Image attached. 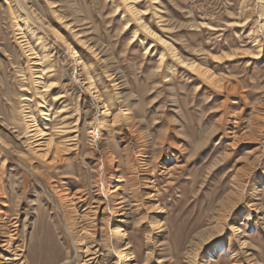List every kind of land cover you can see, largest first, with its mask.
<instances>
[{"label": "rangeland", "instance_id": "obj_1", "mask_svg": "<svg viewBox=\"0 0 264 264\" xmlns=\"http://www.w3.org/2000/svg\"><path fill=\"white\" fill-rule=\"evenodd\" d=\"M21 2L34 33L15 23L13 0H0V264L13 256L4 229L22 264H59L67 255V264H78L62 194L75 195L78 214L111 186L122 200L120 224L133 264H264V0H136L148 29L185 60L209 68L215 84L179 64L146 31L131 41L136 24L124 29L131 17L123 15L124 5L115 12L119 0ZM60 17L98 53L77 46L78 65L54 35L58 29L71 37ZM28 45L44 56L41 64L31 63ZM160 51L165 57L157 70ZM43 66L47 73H33ZM86 69L109 97L114 125L104 124L101 104L85 90ZM35 80L58 87L39 102L44 88L37 90ZM55 94L64 97L54 102ZM39 103L47 105L43 113ZM28 115L58 144L55 163L34 153ZM241 169L243 195L216 234L222 200ZM102 217L95 216L96 227ZM94 239L89 264H113L98 229Z\"/></svg>", "mask_w": 264, "mask_h": 264}, {"label": "bare ground", "instance_id": "obj_2", "mask_svg": "<svg viewBox=\"0 0 264 264\" xmlns=\"http://www.w3.org/2000/svg\"><path fill=\"white\" fill-rule=\"evenodd\" d=\"M135 3H136V0H119V2H116V10H115L116 13L120 12L122 10L121 7L124 5L126 9L123 11V15L125 16L127 13L130 15L131 18L125 17V20H126V23L124 25L125 30H126V28L131 26L133 24V22H134V24H136L134 31H133L134 33H133L131 41L137 36L139 31L143 32V30H144L147 32L148 36L154 37L158 41H160L159 43H161L165 47V49L167 51H169V53L172 54L173 58H175V60L177 62H179V64L193 70L194 72L199 74L202 78L209 81L210 83L215 84L218 82L216 80V78L214 77L213 72L209 68H207V67H205V66H203V65H201L195 61L185 60L183 57L178 55V53L175 51V48L172 46V44L169 43L168 40L164 39L163 37L158 35L153 30L148 29V27L146 26V24L142 20L141 10H139L137 8ZM50 4H51V2H50ZM10 7H11V10L14 14L15 23L17 24L19 22H22V25L23 26L25 25L27 28V31H29L28 34H30L31 32L34 33L33 27H31L30 26L31 24L28 23L29 22L28 18H30V17H28V15L30 13L28 14V6L26 5V3L21 2V0H13V3H10ZM53 12L55 13V10H53ZM56 14H57V12H56ZM57 17H59V15H57ZM60 18H61L60 22L63 24L64 29L65 30L69 29L71 31V34H70L71 37H68L67 35L62 34L58 29H53V32L55 33L54 35L59 38L61 43H63L66 47H68V49L72 53V57L76 58V61H77L76 63L78 65L80 64V60H79L78 50L76 49L77 46H82L83 48L87 49L88 52H93L95 54L98 53L97 48H96L97 46L91 45L90 42L85 40L83 35L80 34V32L75 28L74 23L72 24L70 21H68V18L67 19L64 17H60ZM36 21L37 22H35V24L36 23L37 24L36 25L33 24V25H35V26L40 25L41 26V23L39 22V20L36 19ZM20 33H22V35H21L22 38H23V36L26 35L24 32L20 31ZM23 34H25V35H23ZM21 37H19V38H21ZM151 46H153V44L151 42H149V48ZM164 47H163V49H164ZM26 52H28V55L31 56L32 59H30V60H32L31 63L33 65L41 64L44 56H42L41 58H37L35 55L36 53L33 51L32 47L30 45H28ZM164 57H165V54L163 53V51H160L159 57H158L157 70H159L161 68ZM48 68L49 67L43 66L42 68H38L33 73L34 74L35 73L44 74V73L48 72V70H49ZM86 72H87V77L85 78V82H84V85L86 86L85 90H87V92H89L92 95V97L95 101H97L99 104H101L100 106L103 109L101 112V114H102L101 118H102V121H104V124L107 126L110 121L112 122L114 120V118H116L114 115H112V110L109 111L111 102H109V97H108V99L105 98L103 96V94L100 92V89L97 88L96 82L93 79V76L90 73H88L87 69H86ZM49 75H51V74H49ZM109 76L112 78L114 75L109 74ZM41 77H45V76H41ZM48 77H50V76H48ZM37 78H39V77H37ZM35 84L38 85L37 90L40 89L39 87L44 88L41 91H37V94L39 96L38 97L39 102L44 101L43 94H47V93L49 94V93L53 92L56 87H58V86H56V83L53 81H50L49 83H43L42 80H35ZM40 84H42V85H40ZM215 86H217V85H215ZM42 92H44V93H42ZM62 96L63 95L55 94L53 96V101L54 102L59 101ZM39 104H42V103H39ZM40 106H45V108L40 109V111L42 113H43V110H45V111L47 110L46 104H42ZM27 117H28V119H26L27 120V126L26 127L28 129L27 134L29 136V139L31 137L32 142H34V145H33V148L35 146L34 153H37V156H41L42 158L46 159L47 163L53 164V162L55 160L57 161L60 159V155H59L60 149H59L58 144H56L53 141L52 137L49 136L48 133L44 129L39 127V124H37L35 118L32 115H28ZM128 117H130V116H128ZM112 123H111V125H112ZM113 125H114V123H113ZM129 126H131V125H129ZM87 129H88V135L93 136L94 131H93L92 123L88 124ZM72 130H75V129H72ZM68 132H70V130ZM72 132H74V131H72ZM90 141H91V145H93V143H92L93 141L91 139H90ZM32 142H31V144H32ZM110 158H112V157H110ZM138 162H140V161H138ZM114 165L115 164L113 163V160L109 161V165H108L109 173L111 172L110 169ZM146 165H147V163H146ZM141 168L143 170V166ZM148 172H150V171H148ZM240 172H241V174H240ZM142 173H140V174H142ZM244 174H245L244 169H241L240 171H238V173L234 174V176L232 177L233 189L226 195L224 200H222L221 211L220 212L218 211L219 215L217 218L218 223H216V230H215L216 234H218L222 231V227H223L222 222H223L224 218H226L225 215L227 214V212H229L235 205L238 204V202L240 201V199L243 195L244 188H243V185L241 182H242V176ZM109 176H110V174L107 175L106 178H109ZM129 176H131V175L129 174ZM244 176H243V178H244ZM131 179L132 178L129 179L130 182H131ZM147 179L149 180V178H147ZM147 179H144L142 181L143 185L148 184ZM138 181L140 182V180H138ZM118 182H119V180H118ZM134 182H135V180H134ZM107 183H108L107 185L111 186L110 182H107ZM138 184H140V183H138ZM130 185H131V183H130ZM134 186H136V185H134ZM148 186L150 187V185H148ZM132 189L135 190V187H133ZM62 195H63L62 200H64V203H65V206L63 205L65 225H66L68 235L71 239V243H72L71 245L73 246L78 264H89L90 260L92 258L93 259L95 258L96 255L91 256V254H94L97 251V248H95L97 243H95V239H94V233L97 229L99 230V234L101 237L102 249L107 254L113 256L112 257L113 258V264H133L132 260H133L134 254H132V252L130 251V246H129L128 241H127L125 229L120 224L121 222H124L126 215H125V212L123 211V206L121 205L122 200H119L117 197L116 188L113 187V189H112V186H111V189L110 188L108 189L105 198H102L97 204H95L93 207L89 208L88 210L83 209L84 211L82 213H78V214L75 213V209L72 206V205H75V200H76L75 195L74 194H65V195L62 194ZM144 195L146 196V194H144ZM150 195L151 194H149V196ZM152 198H153V196H152ZM148 199H150V198L148 197ZM250 205H251V203H250ZM149 208H150V205H149ZM98 214L103 216L102 217L103 221L100 220V222H99L100 226L96 227L97 221H95V216ZM2 226H4V224H2ZM90 228H91V230H90ZM230 228L233 229L234 231L237 230V228L233 224L231 225ZM2 233H3L2 236L5 237L3 242H4V245L7 247L6 250L9 251L13 255L12 261L10 262V264H22V261L20 262L21 259L20 260L18 259V258H20V254H21L18 251L20 249H17V247L12 245V233L9 230H5V229L2 231ZM211 233L207 236L209 239H211L215 234V233L214 234H211ZM245 244H247V243L244 240H242L241 245L244 246ZM3 250H5V249H3ZM105 252H103V253H105ZM67 253H69V251H67ZM84 257H86V258L83 259ZM68 258H69V256L67 255V258H65V261H63L59 264H67L69 261ZM8 264H9V262H8Z\"/></svg>", "mask_w": 264, "mask_h": 264}]
</instances>
